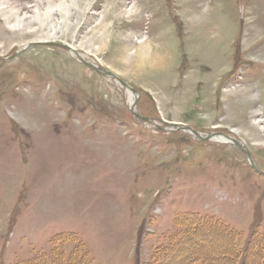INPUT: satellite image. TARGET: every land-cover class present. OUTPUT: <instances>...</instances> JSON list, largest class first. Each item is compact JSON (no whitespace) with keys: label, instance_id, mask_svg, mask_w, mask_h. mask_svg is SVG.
Masks as SVG:
<instances>
[{"label":"rangeland","instance_id":"obj_1","mask_svg":"<svg viewBox=\"0 0 264 264\" xmlns=\"http://www.w3.org/2000/svg\"><path fill=\"white\" fill-rule=\"evenodd\" d=\"M192 215L264 240V0H0V264H158Z\"/></svg>","mask_w":264,"mask_h":264},{"label":"trees","instance_id":"obj_2","mask_svg":"<svg viewBox=\"0 0 264 264\" xmlns=\"http://www.w3.org/2000/svg\"><path fill=\"white\" fill-rule=\"evenodd\" d=\"M185 221L181 224L185 226V232L181 234V238L179 240H175L171 242L170 245L166 248L165 254H160L158 251L156 252L155 256L156 262L158 264H171L173 255L176 251H180V254L184 256V259H180L175 264H207L209 260V255L207 253L204 256V253H197L195 254L192 250L191 246L192 243L196 240V235L199 233L206 234V240L217 237H221L226 239V244L223 243L222 251L223 253L227 254V257L224 255L217 259L215 258L217 263H224V264H235L236 260L242 256V253L237 251L236 246L234 245L235 241L238 239L237 232L228 229L227 227L223 226L220 222L213 221V219H206L205 217H198L197 215H192L184 219ZM264 240H260L259 238L255 237L252 241L249 242L248 246L245 247L244 251V258L241 264H264V252H262L261 247H263ZM189 245V246H187ZM215 247V246H214ZM214 247L206 248L204 251L211 252ZM226 247V249L224 248ZM189 258V256H191ZM160 257H162V262H160ZM187 257V258H185ZM154 258V260H155ZM158 258V259H157ZM20 264H86L84 258L78 257L76 253L70 255L67 259L64 257L63 254L58 253L54 255L52 263H48L46 257L43 255H38L34 257L30 261H24Z\"/></svg>","mask_w":264,"mask_h":264},{"label":"water","instance_id":"obj_3","mask_svg":"<svg viewBox=\"0 0 264 264\" xmlns=\"http://www.w3.org/2000/svg\"><path fill=\"white\" fill-rule=\"evenodd\" d=\"M32 44H33V43L28 44V45L25 47V50H26V48L30 47ZM64 47L67 48V49L72 50L75 54H77V52H76V50H75L74 48H72V47H70V46H64ZM80 60H81L82 63H85V64H86V62H84L82 59H80ZM94 69H95L98 73L106 74V75H111L110 73L104 72V71H103L102 69H100V68L94 67ZM122 84H123L125 87H127V89H128L130 92H132V93H134V94H136V95L138 96V93H137L134 89H132L131 87H129L126 83L122 82ZM132 107H135L134 104H132ZM171 126L174 127L175 130L183 131V132H189L190 134H193L195 137H197L198 139H200V140H202V141H211V140H215V139L218 138V137H224V138H226L227 140L224 141V142H225V143H230V144H232V145L238 147L239 149H241V151L244 152V153L246 154V156H247V158H248V161H249V163L252 165V167H253L256 171H258V168H257V166L255 165V163H254V161H253V159H252L251 154L245 149V147H244V142H243V141H237L236 139L231 138V137H228V136H226V135L223 134V133H211V134H207V135H205V136H202V135H200L198 132L194 131L193 129H191V128H189V127H185V126L180 125V124H176V123L171 124Z\"/></svg>","mask_w":264,"mask_h":264},{"label":"bare ground","instance_id":"obj_4","mask_svg":"<svg viewBox=\"0 0 264 264\" xmlns=\"http://www.w3.org/2000/svg\"><path fill=\"white\" fill-rule=\"evenodd\" d=\"M48 1H50V0H48ZM63 6H64L63 3H61L59 5H56V7H58V8H62ZM52 11H53V8L52 7H48L47 8V10L45 11V15L47 16V18L50 17V14L52 13ZM39 19H40V17H39ZM32 26H33V23H32L31 17L24 16L22 18H18L16 21H14V23L12 25V28H15V29H25L26 30L27 28L31 29ZM57 29H58V26L53 27L52 32H54V35L57 34ZM132 94H134V93H132ZM225 140L226 139L224 137H218V138L215 139V141H220V142L225 141ZM224 248L226 249V247H224Z\"/></svg>","mask_w":264,"mask_h":264}]
</instances>
